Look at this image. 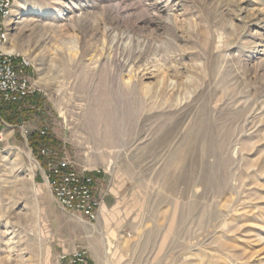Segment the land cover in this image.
I'll use <instances>...</instances> for the list:
<instances>
[{
  "label": "rangeland",
  "instance_id": "rangeland-1",
  "mask_svg": "<svg viewBox=\"0 0 264 264\" xmlns=\"http://www.w3.org/2000/svg\"><path fill=\"white\" fill-rule=\"evenodd\" d=\"M26 3L51 16L10 26L39 107L2 117L0 264L79 248L89 264H263L247 248L264 243L260 154L234 153L264 143L262 110L241 132L264 101V0ZM61 159L100 174L95 222L55 203L43 173Z\"/></svg>",
  "mask_w": 264,
  "mask_h": 264
},
{
  "label": "built area",
  "instance_id": "built-area-1",
  "mask_svg": "<svg viewBox=\"0 0 264 264\" xmlns=\"http://www.w3.org/2000/svg\"><path fill=\"white\" fill-rule=\"evenodd\" d=\"M20 1L26 2L0 0V128L4 125L1 115L3 107L21 103L34 94L29 76L30 63L11 51L8 45L9 23L21 16ZM39 134L46 135L45 131H40ZM49 153L46 148L40 149L41 156L48 157ZM43 178L61 210L77 214L89 223L97 220L102 199L96 196L94 180L85 170L78 172L69 160L61 159L57 163L47 162ZM55 264H89L88 252L79 248L71 253H61Z\"/></svg>",
  "mask_w": 264,
  "mask_h": 264
},
{
  "label": "bare ground",
  "instance_id": "bare-ground-1",
  "mask_svg": "<svg viewBox=\"0 0 264 264\" xmlns=\"http://www.w3.org/2000/svg\"><path fill=\"white\" fill-rule=\"evenodd\" d=\"M18 3L20 4V6H19V8H20L19 14H26L28 16H39L41 18H47V17L51 16V10H41L37 6H30L28 3L22 2V1H20ZM9 24L12 25L13 23L10 22ZM10 49H11V51H13V52L18 54V52L16 51V49L14 47H12ZM123 84H125V83H123ZM126 91H129L131 93V88H126ZM260 110H262V114H264V101L260 105L256 106V108L252 111V114H251L249 119L246 118V119L243 120L244 121V123H243L244 125L241 126V129H242L241 132L242 133L246 132V127L248 125L252 124L253 120L255 119L256 114ZM259 137H260V140H263V136L262 135L259 136ZM248 140L249 139L247 138V135L241 137V140L238 141L239 142L238 143L239 147L235 148L234 156L238 155V154L240 156H243V155L244 156H248V154L253 153V152H254V154H260V157L258 159H256L255 163H254L257 166V173L254 174L255 175L254 179L256 178L258 181L264 182V143H260L258 146L254 145V144L248 145V143H247ZM228 149H226V151H228ZM241 161H244L243 157L241 158ZM230 162H231V158H230ZM226 170H227V163H226ZM254 181H256V180H254ZM262 244H264V243H262ZM262 244H257L256 246H258V247L253 246V245H249L250 248L249 247H247V248L250 250V253L252 255L261 254V253H264V246H262ZM259 246H260V248H259ZM255 248H257V250ZM97 257L98 256L95 255V259L98 261ZM263 264H264V262H263Z\"/></svg>",
  "mask_w": 264,
  "mask_h": 264
},
{
  "label": "trees",
  "instance_id": "trees-1",
  "mask_svg": "<svg viewBox=\"0 0 264 264\" xmlns=\"http://www.w3.org/2000/svg\"><path fill=\"white\" fill-rule=\"evenodd\" d=\"M35 102L38 101L35 99V95L33 94L21 103H13V104L5 105L1 111V115L5 119V121L11 125L16 124L19 121L24 122L28 117V115L35 113L34 112L35 109L39 107V105ZM25 103L28 104V109L26 107H25L26 109H23ZM32 107L35 108L31 110ZM28 140H29V146L30 148H32L33 152L38 151V147L40 144L50 143L46 137L41 136L39 133L36 132L31 133L28 136Z\"/></svg>",
  "mask_w": 264,
  "mask_h": 264
},
{
  "label": "crops",
  "instance_id": "crops-1",
  "mask_svg": "<svg viewBox=\"0 0 264 264\" xmlns=\"http://www.w3.org/2000/svg\"><path fill=\"white\" fill-rule=\"evenodd\" d=\"M93 179H94V190H95V194L96 196H98L99 198L102 199V204L100 206V209L98 211V217H99V214L103 213L104 211H106V204H108L111 200L104 197L103 194L101 193V189L99 188V184L101 182V176L100 174H93L92 175Z\"/></svg>",
  "mask_w": 264,
  "mask_h": 264
}]
</instances>
